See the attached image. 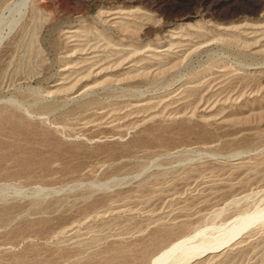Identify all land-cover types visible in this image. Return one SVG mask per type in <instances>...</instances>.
Returning <instances> with one entry per match:
<instances>
[{
    "label": "rangeland",
    "instance_id": "obj_1",
    "mask_svg": "<svg viewBox=\"0 0 264 264\" xmlns=\"http://www.w3.org/2000/svg\"><path fill=\"white\" fill-rule=\"evenodd\" d=\"M258 207L264 0H0V264H150ZM188 264H264V218Z\"/></svg>",
    "mask_w": 264,
    "mask_h": 264
},
{
    "label": "bare ground",
    "instance_id": "obj_2",
    "mask_svg": "<svg viewBox=\"0 0 264 264\" xmlns=\"http://www.w3.org/2000/svg\"><path fill=\"white\" fill-rule=\"evenodd\" d=\"M264 218V207L242 214L229 224L216 228L206 227L192 235L178 239L153 257L150 264H188L190 261L208 252L217 251L233 242L241 232L255 221ZM263 223V222H262ZM216 227V226H215Z\"/></svg>",
    "mask_w": 264,
    "mask_h": 264
}]
</instances>
